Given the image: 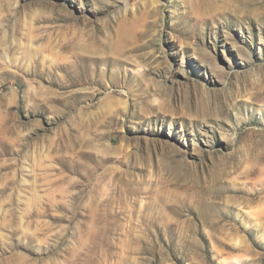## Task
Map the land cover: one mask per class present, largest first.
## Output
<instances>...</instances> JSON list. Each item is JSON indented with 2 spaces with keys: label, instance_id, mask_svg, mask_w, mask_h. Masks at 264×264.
I'll list each match as a JSON object with an SVG mask.
<instances>
[{
  "label": "rangeland",
  "instance_id": "1",
  "mask_svg": "<svg viewBox=\"0 0 264 264\" xmlns=\"http://www.w3.org/2000/svg\"><path fill=\"white\" fill-rule=\"evenodd\" d=\"M0 264H264V0H0Z\"/></svg>",
  "mask_w": 264,
  "mask_h": 264
}]
</instances>
